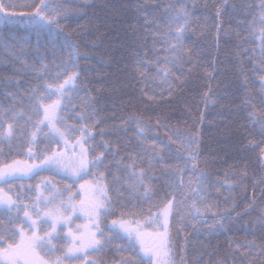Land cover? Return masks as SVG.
Instances as JSON below:
<instances>
[{
	"label": "snow or ice",
	"instance_id": "6c2138e0",
	"mask_svg": "<svg viewBox=\"0 0 264 264\" xmlns=\"http://www.w3.org/2000/svg\"><path fill=\"white\" fill-rule=\"evenodd\" d=\"M82 2L85 8L92 6L90 0H82ZM227 2L228 0H223V4L216 8L218 32L219 16ZM151 3L152 0H137L134 5L139 14L138 20H142L143 24L139 28L136 24L131 27L134 32L141 33L138 39L144 43L138 45L143 55L136 52L133 55L137 65L135 70L139 71V66H144V70L139 71V75L145 86L148 83L158 82L159 96L163 99L165 95L170 97L184 83L181 77L185 73L190 74L196 66L192 50L185 44L186 35L190 30L194 32L191 29V21L196 6L194 3L190 4L189 0H179L178 6L173 3L165 4L162 11L168 27L160 32L157 29L163 25L154 15L155 8L149 7ZM17 8L30 9V11H15L14 9ZM231 10L233 12L243 10L245 18L238 23L249 33L248 36L241 37L239 30H233L239 41L236 59L239 62L240 86L244 90L241 103L247 111V119L251 122L249 127L260 136L259 141L249 140L246 147L259 148L260 167L264 170V0L242 4L240 8L231 5ZM73 16L86 18L88 12L84 8H71L63 4L53 6V0H31L23 3L0 0V25H25L38 35L44 34L52 37L53 40L62 41L72 50L70 61H65L62 67L57 66L61 67V70L51 75L52 83L47 80L50 75L47 64H42L39 69H33L42 73L43 76L40 78L45 79L43 90L41 91L39 87L33 88L29 95V99L35 101L30 111L40 117L39 119L33 120L32 115L24 112L23 109L19 111L5 109L6 112H12L13 119L27 117L32 123L34 130L30 133L29 146L25 154L33 161L39 162L13 160L5 163L0 159V184L8 186L7 191L5 187L0 186V213H6L10 224L15 225L11 228L0 225V264H74L77 261L80 264H107L106 261L91 259L90 256L109 249L118 254V259L112 264H188L190 241L186 236L181 235L188 217L191 218L190 226L197 235L200 234V230L196 228V223L200 220L211 223V227L206 230L209 236L226 234L233 228L250 231L257 226L264 232V211L253 222L239 223L253 208L254 197L242 211H237L240 204L235 197H224L223 207L218 201L207 198L211 176L205 168L199 167V130L187 133L176 130L173 133L175 139L173 135H169L166 141H160L159 144L156 142L158 137L151 139L149 143L152 128L162 126L161 121L157 119L156 124L151 125L143 117L130 113L120 125L95 131L96 125L102 123V119L99 118L100 113L95 107V98L86 87L81 89L77 84V81L82 79L78 70V61L88 60L91 57L79 51L71 39V34H66L61 24V20ZM149 39L152 40L150 46L152 51L157 50V43L164 45L162 51L165 55L162 58L156 57L154 60L147 58V52L144 50L149 47L147 45ZM216 39L218 41L219 35ZM0 48L4 49L7 55H15L11 51L15 48L13 44L0 40ZM245 60L251 64V68H245ZM149 67L155 69V75H148ZM173 68L176 71H173ZM177 72H180V76H177ZM250 74L259 84L260 108L254 103L257 95L253 94L249 87ZM18 83V80L9 77L0 80V85L5 88ZM79 91H85L86 97L80 98L82 110L75 114L74 119L92 121L91 128L83 123L70 125L63 114L73 101L72 92ZM141 91L147 96L143 88ZM8 95L13 94L8 93ZM52 97L56 99L53 100ZM148 98L154 100L156 96L154 94ZM45 100L51 102L45 103ZM72 111H75L74 107ZM110 118L116 119L114 115ZM5 122L0 120V129H3ZM200 122L203 123V115L200 117ZM128 124L134 125L135 138L140 151L120 157V145L118 143L113 145L109 140H105L104 136L118 131L126 135ZM45 128L47 132L43 131ZM15 131L13 124L9 123L6 129L0 130V140L10 142ZM245 131L248 135L253 134L247 132V129ZM37 133L47 140V145L39 152H34L32 146L37 142ZM76 133L80 135L77 136ZM96 136H100L98 144L95 143ZM177 144L179 146L174 147ZM53 145L55 147H52ZM2 156L3 150L0 149V157ZM109 156L112 157L111 161ZM169 158L183 160L184 166L166 163V159ZM112 165L115 166L116 171H109ZM157 165H160L161 174L167 177V187L164 196L153 203V197L157 192L151 182L157 178ZM121 170L125 173L123 178L119 175ZM41 172L63 173L74 182L83 181L77 189V192H82L83 196L77 201L71 192V187L66 185L64 191L68 196L65 198L64 191L52 183L51 177H47L42 179L40 184L48 190V194H44L40 184L29 186V191L37 192V195L32 203H25L22 199L23 192H15L11 186L12 182L25 178L33 179ZM186 173L187 180H185ZM233 175H238L239 179L229 180L228 174L224 173L225 179H217L215 183L229 191L239 185L246 193L247 185L244 184V180L248 178V172L242 171L238 174L233 172ZM108 176L112 178L111 185ZM252 179L254 185H264V171L258 178ZM121 187L132 194L139 193L144 201L150 202L151 206L147 209L141 208L139 211H121L116 207L117 204L122 208L128 207ZM216 191L219 192L220 189L217 188ZM262 198H264V189H262ZM135 207L133 205V208ZM153 207L156 208L155 212L152 211ZM81 216L87 219L88 224L76 225L74 230L73 217L80 219ZM108 217L115 218L108 220ZM23 225H27V228ZM173 230L179 238V244L177 238L173 236ZM120 240L126 243L123 245L114 243ZM53 241H63V243L58 245ZM230 247L234 253L239 252L242 256L254 257L253 250L257 245L245 240L239 243L230 242ZM259 248V255L262 257L259 264H264V245H260ZM193 264H197V261L194 260ZM215 264H225V261L217 259ZM232 264L238 262L233 260ZM239 264H256V261L252 258L240 261Z\"/></svg>",
	"mask_w": 264,
	"mask_h": 264
},
{
	"label": "trees",
	"instance_id": "16d2710c",
	"mask_svg": "<svg viewBox=\"0 0 264 264\" xmlns=\"http://www.w3.org/2000/svg\"><path fill=\"white\" fill-rule=\"evenodd\" d=\"M228 1H230V7L236 5L237 8H240L242 4L257 2V0ZM12 2L23 3L31 2V0H12ZM189 2L196 6L191 21V29L194 32L190 30L189 34L186 35L185 44L188 49L192 50L193 61L196 66L193 67L190 74L185 73L181 77L184 83L170 97L165 95L163 99L159 96L158 82L157 84L148 83L146 86L143 83L139 71H143L144 66L140 65L139 71L135 70L137 65L133 53L143 55L138 45L144 43L138 39L141 33L134 32L131 27L136 24L139 28L143 24L142 20H138L139 14L134 10L137 0H90L92 6L88 8H85L82 0H53V6L63 4L71 8H84L88 12L86 18L90 20L87 22L85 18L73 16L67 20H61V24L64 27V32L71 34V39L79 51L91 57L88 60L80 59L78 61V70L82 79L78 80L77 84L81 89L86 87L95 98V107L100 113L99 118L102 119V123L96 125L95 131L98 132L100 128L110 129L113 125H120L121 121L125 120L130 113L143 117L151 125H155L157 119L161 121L162 126L152 128L149 143L151 139L157 137V144L160 141H166L167 137L173 135L176 130L182 133L199 130V167L205 168L211 176L207 198L218 201L223 207L225 205L224 197H235L240 204L237 211H242L243 207L251 203L254 197L253 208L239 222L240 224L250 223L255 221L264 211V198H262L264 185H254L252 179L253 177L258 178L264 170L260 167L259 148L246 147L249 140L259 141L260 136L249 127L247 111L243 106H240L242 105L244 90L240 86L239 62L236 59L239 41L237 36L233 34V30H239L241 37L249 35L247 30L238 23L239 20L245 18L244 13L243 10L234 12L233 18L228 16L227 20L222 18V15H227L223 9L219 16L218 32L216 8L223 4V0H189ZM168 3L178 6L179 0H152L149 5V7L155 6L159 9V12L154 15L163 25L161 29H157L160 32L165 31L168 27L165 14L162 11L163 6ZM127 5L131 7L130 14H126L122 10V6ZM14 10L30 11V9L19 8ZM217 35H219L218 41ZM0 40L15 45V48L11 50L14 52V56L7 55L5 50L0 48V61H2L0 62V80L9 77L19 82L18 85H10L7 88L0 85V120L6 121L3 124V129H6L9 123L13 124L14 129H16L10 142L0 140V149L3 150V156L0 159H3L5 163H10L13 160L38 163V160L33 161L25 154L29 146L30 133L34 130L32 123L28 121L27 117L13 119L12 112H6L5 109H14L15 111L23 109L24 112L32 115L33 120L39 119L40 117L30 111L31 105L35 101L29 99V95L33 88L39 87L42 91L45 79L40 78L43 76L42 73L33 69H39L42 64H47L50 69L47 80L52 83L51 75L60 71L65 61H70L72 50L62 41L53 40L52 37L44 34L38 35L34 30L20 24L0 25ZM151 44L152 40L149 39L147 41L149 47L144 50L147 52V58L149 60H154L156 57L162 58L165 55L162 51L164 45L157 43V50L152 51ZM246 46L248 45L246 44ZM244 66L246 69L251 68V64L246 60ZM173 71L176 70L173 68ZM200 73L205 75L203 79H200ZM176 74L180 76V72ZM148 75H155V69L149 67ZM249 87L253 94L257 95L254 103L260 108L259 84L256 79L251 78V74ZM142 88L144 92H147V96L142 93ZM8 93L13 95L9 96ZM205 93H207V97H205ZM154 94L156 99L150 100L148 97ZM72 96L73 101L63 113L68 124L80 125L83 123L88 124L91 128L92 121L74 119L75 114L82 110L80 98L86 97L85 91L72 92ZM52 99L54 100L56 97H52ZM44 102L50 103L51 101L45 100ZM205 102H208L212 107L205 106ZM73 107L75 111H72ZM113 115L116 117L115 120L110 118ZM201 115H203V123L200 122ZM175 122H178L179 125ZM126 128V135L118 131L115 134L104 136V139L109 140L113 145L117 143L120 145V157H124L127 153L135 154L140 151L135 138L134 125L128 124ZM246 129L247 132L253 134L248 135ZM43 131L47 132V129L45 128ZM75 135L79 136L80 133ZM36 139L37 142L32 147L34 152H39L47 145V140L40 133H37ZM173 139H175L174 135ZM99 141L100 136H96L95 143L98 144ZM178 146V144L174 145V147ZM165 155L167 156V152ZM109 160L111 161L112 157L109 156ZM166 163L184 166L183 160L169 158L166 159ZM109 171H116L115 166H110ZM242 171L248 172V178L244 180V184L247 185L246 193L241 190L239 185L229 191L215 183L217 179H225L224 173L228 174L229 180H238L239 176H234L233 172L238 174ZM105 174L107 175V172ZM119 175L123 178L125 173L121 170ZM187 176L186 173L185 180H187ZM47 177H51L52 183L57 185L61 191H64L66 185L70 186L77 201L83 196L82 192H77L79 184L83 181L74 182L73 179H69L61 173L41 172L39 176L33 179L25 178L20 181H13L11 186L15 192L22 191V199L25 203L30 204L35 199L37 192H30L29 186L40 184V181ZM156 177L151 182L157 192L156 196L153 197V203L164 196L167 187V177L161 174L160 165H157ZM86 179L91 180L92 177H86ZM108 180L111 185V176H108ZM0 186L5 187V191H7L8 186L2 184ZM116 186L120 187L119 185ZM40 187L44 189V194L47 195L48 190L42 184ZM217 188L220 189L219 192L216 191ZM121 191L125 203L128 205L127 208H122L117 204L116 207L121 211H139L141 208L147 209L151 206L150 202L144 201L139 193L132 194L124 187H121ZM64 196L65 198L68 196L66 191H64ZM133 205L136 207L133 208ZM152 211L155 212L156 208L153 207ZM114 218L108 217L107 219ZM73 219L75 220V224L72 225L74 230L76 225H84V219H76L75 217ZM190 220V217L186 219L184 232L181 234L190 241L187 254L188 264H193L194 260L197 261V264H215L217 259H223L225 264H232L233 260L239 264L240 261L252 258L255 259L256 264H259L262 259L259 255V246L264 245V232L258 226L250 231H245L243 228H233L226 234L209 236L206 230L211 227V223L200 220L196 223V228L200 230V234L197 235L190 226ZM0 225L9 228L15 226L10 224L6 213H0ZM23 226L27 228V225ZM173 236L177 238L179 244V238L176 237L174 230ZM245 240L257 245V248L253 250L254 257L242 256L239 252L234 253L230 247V242L239 243ZM53 243L60 245L63 241H53ZM114 243L123 245L126 241L120 240ZM90 258L112 264L114 260L118 259V254L109 249L100 254H92ZM74 264H80V262L77 261Z\"/></svg>",
	"mask_w": 264,
	"mask_h": 264
},
{
	"label": "bare ground",
	"instance_id": "6f19581e",
	"mask_svg": "<svg viewBox=\"0 0 264 264\" xmlns=\"http://www.w3.org/2000/svg\"><path fill=\"white\" fill-rule=\"evenodd\" d=\"M229 2L230 1H228L227 2V4H226V6L223 8L224 9V12L227 14V15H222V18H224V19H227L228 20V16H230L231 18H233V14H234V12L231 10V7H230V4H229ZM253 3H255V2H253ZM156 5H158V4H156ZM150 8H155V12H154V14H157L158 12H159V9H158V7H155V6H150ZM120 10V9H119ZM122 10L124 11V12H126V14H130L131 13V7H129L128 5L127 6H122ZM134 10L137 12V10L135 9V7H134ZM138 13V12H137ZM90 19H88V18H85V21L87 22V21H89ZM161 29V28H160ZM204 74H202V73H200L199 74V77H200V79H203L204 78ZM205 104V106H207V107H212L210 104H208V102H205L204 103ZM240 106H243V105H240ZM249 121V120H248ZM250 122V121H249ZM176 124H178V122H175ZM251 123V122H250ZM179 125V124H178Z\"/></svg>",
	"mask_w": 264,
	"mask_h": 264
},
{
	"label": "rangeland",
	"instance_id": "374dc122",
	"mask_svg": "<svg viewBox=\"0 0 264 264\" xmlns=\"http://www.w3.org/2000/svg\"><path fill=\"white\" fill-rule=\"evenodd\" d=\"M61 174H63V173H61ZM81 218L84 219V225H85V224H88V221H87L86 218H84L83 216H81Z\"/></svg>",
	"mask_w": 264,
	"mask_h": 264
}]
</instances>
